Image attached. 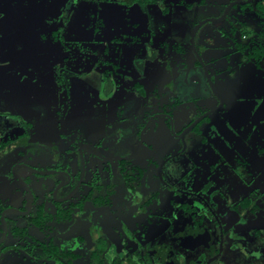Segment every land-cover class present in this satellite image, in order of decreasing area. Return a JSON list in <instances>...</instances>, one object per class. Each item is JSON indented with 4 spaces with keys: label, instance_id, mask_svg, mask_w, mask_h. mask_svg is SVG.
Here are the masks:
<instances>
[{
    "label": "rangeland",
    "instance_id": "obj_1",
    "mask_svg": "<svg viewBox=\"0 0 264 264\" xmlns=\"http://www.w3.org/2000/svg\"><path fill=\"white\" fill-rule=\"evenodd\" d=\"M229 1L206 0L207 7H203L198 4L189 5L185 3V0H167L169 14L166 15L161 14L154 7H144L149 19L148 30L157 32L158 35L163 32L176 45L183 47L184 53H187L194 27L206 19L218 18V14L222 13ZM7 3L15 5L18 18L9 20L10 23L16 25V30H14L16 35L13 34L12 38L9 37L10 47L8 49L7 37H0V132L3 133H0V209L21 208L23 201H30L25 183L15 175L14 169L18 164H24L40 172L52 168L46 161L48 156L43 159V157L45 158L44 153L52 152V150L47 145L39 143L38 140L52 142L56 145L61 156L60 161L62 160L65 164H67L68 158L73 159V156H70L71 152L65 151L73 149V145H76L81 139L92 144L111 142V134L106 131L102 113H100L103 109L91 106L89 103L90 100H97L91 97L94 92L87 93L86 88L79 87L78 93H76L78 96L73 94L74 83L83 86L82 80H84L87 86L99 93L102 99L109 97L106 95L108 88H106L104 79L105 68L102 65L97 67V61L95 62L93 58L94 54L97 55L96 59L99 58L98 60L105 64L111 62V65L113 64L123 71L125 68L135 70L143 78L148 76L147 70L150 71L151 66H153L152 70L157 69L155 60L159 59L158 56H154L152 65L147 64L148 61L145 57L138 59L134 55L133 45L125 40L127 32L135 31L133 27L135 23H138L137 26L140 23L143 24L142 17L129 1L0 0V16L4 13ZM252 7L253 9L247 10V8L238 5L226 19L204 24L196 36L197 47L199 49L206 47L207 52H211L209 56L204 55V61L209 67L218 92L222 95L226 94V96L222 111L212 114L206 122L197 128L195 138L194 135L191 136L192 133L187 137V142L190 145L194 138L192 145L200 144L204 141L203 132L205 136L210 134L211 128L207 127H213L219 121L228 123L227 136L236 143L237 161H233V163L227 161L226 164L215 166L213 172L218 173L214 175L210 174V170L205 171L201 164H196L197 170L187 174L184 179L180 177V174H176L174 180L171 179L174 175L169 169L176 166L174 161L165 170L166 179L177 190H198L201 185L206 188L208 184L207 188L210 189V192L207 195L202 192L204 196L202 197L206 202L216 204V210L222 217V221L232 223H239L238 216L242 214L240 213L242 211L240 199L246 198L248 194L254 195L252 202L254 207L259 210L257 218L264 220V57H253V59L250 56L252 47L257 48L260 45V40L257 39L258 36L264 34V21L254 9V4L248 8ZM30 12L46 14L48 29L55 28L56 32L48 31L44 35L42 34L44 38L41 37L42 35L39 36L35 25L38 24L40 15L36 20V15H30ZM223 13L225 14V12ZM97 29L100 30L98 33L95 31ZM260 30L262 33L259 32ZM242 33L246 35L245 40L242 39ZM222 34H228L230 39L224 38V36L219 38ZM166 39L157 37L154 43L160 45ZM250 39L255 40L250 41ZM133 40L137 42L136 44H144L148 38L137 37ZM237 42H241L243 49H240L238 44L236 45ZM236 47L238 50H243L239 51L244 55L239 53L232 62L226 64L228 68L233 69L232 72L225 69V65L221 69L216 62L212 63V68L211 59L221 58L230 52H227L226 48L234 50ZM105 50H108L109 54L105 53ZM21 51H24L26 59L30 56L29 59L34 60L38 67V71L32 76V82L28 83L27 81L24 86L19 82L12 84L11 79L6 80L19 70L15 55ZM258 59H261L260 63ZM180 61L182 63L169 67V73L163 72L171 80L172 91L176 98L183 103L202 100L201 111H206L216 105V97L208 86L203 70L199 66L192 65L195 62L192 51ZM27 73L28 71L25 74ZM23 79H20L21 83ZM49 83L51 85H48ZM114 96L119 98V93L114 91ZM79 98L80 102L76 101ZM233 107H235L234 110H232ZM136 108L138 107L136 106ZM95 109L100 112H93ZM176 120H178L177 116ZM22 121L25 123L24 128H20ZM238 122L244 129H238ZM164 123L156 121L152 126L154 130L157 129L162 133L163 145L177 142L172 131L167 132ZM11 124L17 128L15 129ZM177 129H179L178 124L175 132H178ZM247 136L251 137L248 144L254 148L252 151L243 146V140ZM8 141L9 143H7ZM97 143L95 146H98ZM211 143L220 147L222 140L217 135ZM196 147L200 148L201 146ZM227 148V145L223 143V149ZM146 156L147 153L144 151L139 162H144L143 159ZM158 157L160 158V156ZM215 157L217 155H211V159ZM243 162L250 164L248 170L243 168ZM17 173L21 176L30 175L29 172L21 168L17 169ZM47 177L33 173L29 179H26L36 198L40 193L38 183H45L48 180ZM163 184L158 187L160 191L166 190ZM66 192L67 190H64L61 194ZM120 192L117 211L123 206L133 211L140 209V205L133 200L135 199L133 192H123L122 188H120ZM174 194L171 195L176 198L185 197ZM151 198L150 195H146L140 199L142 203L146 200L149 204L151 203L150 209L158 216L154 223H146V228L130 215L123 214L116 221L112 216L107 218L108 223L103 224V228L100 230L103 235L101 243L97 245V248L105 251L109 257L101 256L102 264H113L114 261H116L114 264H123L121 258H126L124 261L127 264H136L135 255L138 250L141 247L142 249L147 248L152 242L162 238L167 228L175 223L177 213L175 215L174 212L170 213L172 203L168 204L166 208L171 219L165 223L162 218L163 214L155 208L158 206L157 200ZM186 202L194 206L191 199ZM197 209L198 206L194 208L193 213H196ZM15 215L12 214L17 223L16 227L26 225L23 219ZM243 216L245 220H248L246 215ZM190 217H194V215H182L181 222L191 223ZM1 232L0 229V239ZM30 232L31 234L23 242H20L21 246H18L19 241L13 235H9L4 241L3 247L9 246L10 250L6 252L0 264H62L48 260L41 249L33 251V245H38L41 234L35 227H32ZM106 232L110 234L104 236ZM49 237H51L50 233L46 239ZM45 245L48 249L50 248L48 241ZM91 245L96 247L93 240L87 239V244L84 247L90 248ZM84 247L78 246L77 250L85 254ZM64 263L69 264V259ZM82 263L73 261V264ZM86 264H94V261H87Z\"/></svg>",
    "mask_w": 264,
    "mask_h": 264
},
{
    "label": "flooded vegetation",
    "instance_id": "obj_2",
    "mask_svg": "<svg viewBox=\"0 0 264 264\" xmlns=\"http://www.w3.org/2000/svg\"><path fill=\"white\" fill-rule=\"evenodd\" d=\"M126 1L133 4L141 17L146 15L144 7H154L161 14H169L167 0H164L162 6H159L157 3L146 4L144 3L145 0ZM262 1L255 0L250 4H254V9L257 10L261 20L263 19L264 21L262 10L258 6ZM232 2V0L229 1L224 8L225 11L223 10L222 13L218 14V18L209 19H213V22L226 19L232 10L238 7V5L234 6L225 16L223 12H226L227 7ZM185 3L207 7L206 0H194V2L192 0H185ZM248 9H253V7ZM33 14V12H30V15ZM34 15H36V20L40 15L38 24L35 25L34 23L39 36L44 35L48 31L54 32L56 30L55 28L48 29V17L46 14L39 12ZM146 17L148 18L147 15ZM16 18H18V12L15 5L7 3L4 13L0 16V37H7V49L10 47L9 37L12 38L14 30H16V25L10 23L9 20ZM137 24L133 25L135 31L125 34V40H128L133 45L135 57L138 59L145 57L146 61H148L147 64L152 65L154 63L152 58L158 56L159 59L155 60L157 61V69L152 70L153 66H151L150 71L147 70V73L149 72L148 76L143 78L135 70L125 68V71H123L121 68L113 64L111 65V62L110 64H105V62L98 60L99 58L96 59L97 55L94 54L93 58L95 62L97 61V67L102 65L105 68L104 79L106 80V88H108L106 95L109 97L102 99L99 93L88 87L86 82L80 78L84 84L83 86H79L75 82L73 94L76 97L78 96L76 93H78L77 89L79 87L86 88L87 93L90 91L94 92L91 97L97 100H90L89 103L91 106L103 109L101 112L98 109L93 110V112L98 111L102 113L105 129L111 134V144L107 142H99L98 144L96 142L98 146H95L96 143L92 144L85 139H81L76 145H73V149L65 151L71 152L70 156H73V159H66L67 164H65L62 160L60 161L61 156L56 145L52 144V142L38 140L39 143L47 145L52 150V152L44 153L45 158L43 157V159H46L48 156L46 161H48V164L52 168H49L48 171L40 172L24 164H18L15 167V175L20 181L25 183L24 185H26L30 195V201H23L21 208L6 207L0 209V229L2 230L0 263H2L6 252L10 250L9 246L3 247L4 241L9 235H13L19 241L18 246H21L20 242H23L31 234L32 227L38 229L41 234L38 245H33L32 250L41 249L50 261L65 264V260L69 259V264H73V261H81L83 262L82 264H86L87 261L93 262L92 254L94 252L99 254V258L101 256L109 258L105 254V251L97 248L103 237L100 232L103 228L102 225L108 223V217L112 216V218L114 217V221H116L121 215L125 214L130 215L146 228V223H154L158 217L150 209L151 203L149 204L147 200L144 203L140 201L143 196L150 195L152 200H157L158 206H155V208H157V211H161L165 223L171 219L170 213L172 212H174V215L177 213V218L175 223L172 221L174 224L167 228L162 238L152 242L149 247H145L144 249L141 247L138 250V253L135 255L136 264H264V227L252 225V222L258 219L257 213L259 212L252 202L254 195L248 194L246 198L242 197L240 199L242 209L240 213L242 214L238 216L239 223L224 222L216 210V204L208 203L203 198L202 192L205 195L210 192V189L207 188L209 187L208 184L206 188L201 185L202 189L199 187L198 190H177L172 183L168 182L165 176L166 168L173 161L176 162V166L169 169L174 175V177H171L172 180L176 178V174H180V177H183V179L186 178L187 174L197 170L196 164H201V167H204L205 171L210 170V174L213 173L214 175L218 173L213 172V169L216 168L215 166L222 163L226 164L227 161L233 163V161H237L238 159L236 143L227 136L228 123L219 121L213 127H207L211 128L209 130V137L207 135L206 137L203 132L204 141L195 146L192 145L197 128L206 122L212 114L221 112L225 105L226 94L222 95L218 92L209 67L203 58L204 55L209 56L211 52L208 53L206 47L199 49L196 45V37L195 51L191 45L190 36L188 52L184 53L182 51L183 47L176 45L163 32L158 35L157 32L148 30L149 19L146 28H144V21L143 24L140 23L138 26ZM95 31L98 33L100 30L97 29ZM259 32L262 33V30ZM223 33L225 32L223 31ZM43 35L41 37L44 38ZM223 36L230 39L228 34H222L219 38H223ZM137 37H145L148 40L144 44H136L137 42L133 38ZM157 37H165L167 39L162 41L163 44L158 45L154 43ZM242 39H246L244 33H242ZM252 40L255 39H250V41ZM257 40H260V45L257 48L252 47L251 58L255 55V48L264 50V34L258 36ZM240 43L237 42L236 45L238 44V47L243 49ZM238 47L234 50L226 48V51L230 52L221 58L211 59V66L212 63L216 62L220 65L221 69L225 65V69L232 72L233 69L228 68L226 64L232 62L236 55L242 53L240 51L243 50L239 49V51ZM190 50L195 58V62L192 65L201 67L207 79L206 72L202 66V62L204 63L216 90L214 91L211 88L207 79L206 81L216 97L217 104L215 103L216 105L206 111H201L202 100H194L187 103L180 102L172 91L173 84L171 80L163 73H169L170 66L182 63L180 60L186 58L189 52H191ZM23 52H18L15 55L19 70L6 80L11 79L12 84L19 82L24 86L27 81L28 83L32 82V76L38 71V67L34 60L29 59L30 56L26 59ZM107 52L108 50H105V53ZM32 58L35 57L32 56ZM199 58L202 62L199 61ZM260 60L258 59L259 63ZM26 71H28L27 74H25ZM120 73H123V75H120ZM21 78H24L22 83L20 82ZM48 85H51V83ZM109 86H112L114 89L109 88ZM114 91L119 93V98L114 96ZM76 101L80 102V98ZM234 109L235 107L232 108V110ZM213 110L215 112H212ZM208 113L210 114L193 127L194 123ZM176 116L178 120H176ZM156 121L165 122L164 125L167 128V132L172 131L177 142L163 145L162 133L152 128ZM177 124L179 129H177L178 132H175ZM11 126L14 127L12 124ZM22 126L20 128H24L25 126L23 121ZM14 128L16 129L17 127ZM238 129H244L239 122ZM190 134L191 136L194 135V138L189 145L187 137ZM217 135L222 140L220 147L211 143ZM250 139L251 137L247 136L243 140V146L247 150L252 151L254 148H251L248 144V140ZM223 143L228 147L225 150L223 149ZM199 145L201 146L200 148L196 147ZM144 151L147 153V156L143 159L144 162H139ZM211 155H217V157L211 159ZM242 164L243 168L248 170L250 164L247 162H243ZM18 168L29 172L30 175L21 176L17 173ZM33 173L48 176V180L45 183H38L40 193L39 196L37 195V198L30 189V183L26 182V179H29ZM162 183L166 187L165 191H160L158 188L162 186ZM120 188H122L123 192H133L135 198L133 200L140 205L139 210H128L126 206L120 207L119 211L116 210L118 208V200L120 199ZM64 190H67V192L62 195L61 192ZM172 193H175L174 195L177 196L184 195L185 197L176 198L171 195ZM32 196L33 201L31 203ZM40 198L41 201L39 202ZM188 199H191L194 206L186 202ZM197 200L198 202H196ZM170 203H172V209L168 213L169 211L166 208ZM197 206V212L193 213L194 208ZM38 208L41 212L40 227H36L30 222L31 218L36 215ZM12 214H16V217L23 219L26 225L16 227L17 223ZM152 214L153 216H151ZM186 214L187 216L189 214L194 215V217H190L192 219L191 223L184 224V222H181L182 215ZM9 215L12 217H8ZM243 215H246L248 220H245ZM16 229H26L25 236L22 237L20 234H15ZM48 233H50L51 237L46 239ZM109 234V232H106L104 236ZM200 238L204 240L201 245L190 247L189 243L191 241H196ZM87 239L93 240L96 243V247L91 245L90 248H85L84 245L87 244ZM47 241L50 244L49 249L45 245ZM78 246L84 247L85 254L77 250ZM54 247L60 253L57 259L51 258L49 255V252H52ZM65 254L69 255V257L64 258L63 255ZM121 259L123 264H127L124 261L126 258Z\"/></svg>",
    "mask_w": 264,
    "mask_h": 264
},
{
    "label": "water",
    "instance_id": "obj_3",
    "mask_svg": "<svg viewBox=\"0 0 264 264\" xmlns=\"http://www.w3.org/2000/svg\"><path fill=\"white\" fill-rule=\"evenodd\" d=\"M253 1H255V0L234 1V2H232V3L227 7L226 12H225L224 15L226 16V15L231 11V9H232L234 6H236V5H247V4L252 3ZM192 2H194V0H192ZM142 17H143L142 19H143V21H144V28H146V27H147L148 18L146 17V15H143ZM212 20H213V19H207V20H205V21H202L201 23H199L198 25H196V27L194 28V30H193V32H192V35H191V45H192V47H193L194 50H195V37H196V34H197L198 30H199L204 24H206L207 22H210V21H212ZM195 51H196V50H195ZM199 61L202 62V60H201L200 58H199ZM202 66H203V68H204V70H205V72H206L207 79H208V82H209L211 88H212L214 91H216V90H215V87H214V83H213V81H212V79H211V76H210V74H209V72H208V69L206 68V66L204 65L203 62H202ZM221 101H222V99H221ZM219 110H220V109H219ZM212 112H215V110H213ZM209 114H210V113H208V114H206L205 116H203L202 118H200L196 123L193 124V127H194L197 123H199L204 117L208 116ZM32 201H33V196L31 197V203H32ZM252 225L255 226V227H264V220L258 218V219H256L255 221L252 222ZM202 242H204V240H203L202 238H200L199 240L191 241V242L189 243V245H190V247H197V246L201 245Z\"/></svg>",
    "mask_w": 264,
    "mask_h": 264
},
{
    "label": "trees",
    "instance_id": "obj_4",
    "mask_svg": "<svg viewBox=\"0 0 264 264\" xmlns=\"http://www.w3.org/2000/svg\"><path fill=\"white\" fill-rule=\"evenodd\" d=\"M137 4V2H135ZM144 3H157L159 6H162L163 3H164V0H145ZM251 4L249 5H246V6H242L243 8H248L250 7ZM259 8L262 10V15L264 17V0L262 2L259 3ZM254 57L256 58H261V57H264V50H258V49H254ZM31 224H34L36 227H40L41 226V212L38 208L37 210V213L36 215H34L31 220H30ZM25 233H26V229L24 230H19V229H16L15 230V234H20L22 237L25 236ZM49 255L51 258H54V259H57L59 256H60V253H59V250L57 248L54 247V250L52 252H49ZM64 258H68L69 255H63ZM92 259L94 261V264H102V260L101 258H99V254L97 252H94L92 254Z\"/></svg>",
    "mask_w": 264,
    "mask_h": 264
}]
</instances>
